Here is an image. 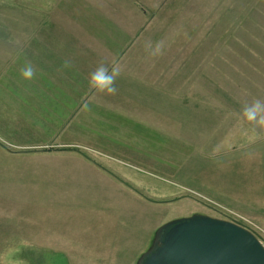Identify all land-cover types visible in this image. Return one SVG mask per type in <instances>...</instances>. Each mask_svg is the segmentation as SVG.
Here are the masks:
<instances>
[{"label":"rangeland","instance_id":"374dc122","mask_svg":"<svg viewBox=\"0 0 264 264\" xmlns=\"http://www.w3.org/2000/svg\"><path fill=\"white\" fill-rule=\"evenodd\" d=\"M60 40L79 67L118 63L117 93L78 89L68 121L58 103L27 117L20 69ZM256 99L264 0H0V264H139L194 214L264 247V129L241 114ZM36 113L54 128L27 127Z\"/></svg>","mask_w":264,"mask_h":264},{"label":"water","instance_id":"95a60500","mask_svg":"<svg viewBox=\"0 0 264 264\" xmlns=\"http://www.w3.org/2000/svg\"><path fill=\"white\" fill-rule=\"evenodd\" d=\"M139 264H264V247L243 226L194 214L160 227Z\"/></svg>","mask_w":264,"mask_h":264},{"label":"crops","instance_id":"0c3cea01","mask_svg":"<svg viewBox=\"0 0 264 264\" xmlns=\"http://www.w3.org/2000/svg\"><path fill=\"white\" fill-rule=\"evenodd\" d=\"M73 47L75 46H73V43L71 41L60 40L57 46H55L56 49L53 50L52 55L48 53L52 49L48 50L45 53H40L39 51L36 53V56L34 57V59L41 58L42 62L40 64L38 63L39 65L38 67H36V71H37L36 76L31 80V87L26 88V89H29L28 91L27 90L23 91V95L25 98H23V100L20 101L21 107H23L22 111H24L26 115L30 112L27 106L32 104L31 101H34V103L38 102L43 105H49L51 103H56V104L58 103L61 109H63L64 111L67 110V113H68L67 118L65 116L64 121H68L67 119L70 118L69 116L71 115L73 111V108H72L73 98L72 97L80 94V93H77L79 92L78 89L80 88H82V92L84 93V94L81 93V95H86L89 93L91 89L88 87L87 78H88L89 73L95 67L93 65L87 64L86 61H83V68H82V63H80V67H79L78 62L73 61L72 58L73 56L80 57L82 54L81 55L78 54L80 50L72 51L71 49ZM76 48H81V46L76 47ZM52 59L53 60L57 59V61L62 62V65L65 60H70L72 66L69 67V69L73 68V70H75L76 73L73 72V75L75 76H73L72 78L70 74H65L63 72H60L58 69L55 70V72L58 73V75L48 72L47 68H49L50 66H55L52 63ZM39 69L40 71H38ZM77 72H79L78 73L80 74L79 76H77ZM56 97H59L57 98V101H56ZM109 110L111 112L117 111L118 108L112 106L109 108ZM31 115L33 114L29 113L27 117H31ZM36 115H38L37 117L38 119L37 118L35 119L38 120L39 125L37 126L30 122L27 125V127H30V129L31 128L35 129V131L41 128H44V129L54 128L53 120L47 121L44 119V115H41L39 113H36ZM20 116L21 118H24V116L19 115V117ZM55 117L57 118V116ZM58 117L61 118V116H58ZM41 121H44L45 123Z\"/></svg>","mask_w":264,"mask_h":264},{"label":"clouds","instance_id":"9594fccd","mask_svg":"<svg viewBox=\"0 0 264 264\" xmlns=\"http://www.w3.org/2000/svg\"><path fill=\"white\" fill-rule=\"evenodd\" d=\"M146 49H151L152 55H162V45L157 42L155 47L151 42L145 45ZM71 61L65 60L63 67H71ZM122 75V68L118 63L111 65L104 62L99 63L88 75V87L101 95L114 96L117 93L116 81ZM36 76V68L31 61H26L20 69V77L25 81H31ZM87 109V105H85ZM242 116L245 121L253 124L255 129H264V100L256 99L252 103L242 108Z\"/></svg>","mask_w":264,"mask_h":264},{"label":"built area","instance_id":"2783aa9c","mask_svg":"<svg viewBox=\"0 0 264 264\" xmlns=\"http://www.w3.org/2000/svg\"><path fill=\"white\" fill-rule=\"evenodd\" d=\"M237 224V223H236Z\"/></svg>","mask_w":264,"mask_h":264}]
</instances>
